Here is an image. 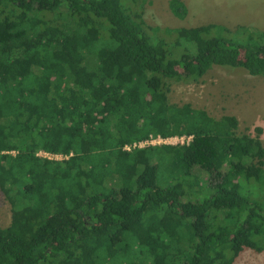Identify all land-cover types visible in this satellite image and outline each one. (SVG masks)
Instances as JSON below:
<instances>
[{
    "label": "trees",
    "instance_id": "16d2710c",
    "mask_svg": "<svg viewBox=\"0 0 264 264\" xmlns=\"http://www.w3.org/2000/svg\"><path fill=\"white\" fill-rule=\"evenodd\" d=\"M129 7L0 0V190L11 203L0 264H235L264 252V129L239 133L234 115L167 98L172 80L197 82L214 65L264 75V30L157 31ZM168 7L187 14L180 0ZM150 135L191 139L133 146Z\"/></svg>",
    "mask_w": 264,
    "mask_h": 264
},
{
    "label": "rangeland",
    "instance_id": "374dc122",
    "mask_svg": "<svg viewBox=\"0 0 264 264\" xmlns=\"http://www.w3.org/2000/svg\"><path fill=\"white\" fill-rule=\"evenodd\" d=\"M187 8L184 18L175 16L168 7L169 0H120L131 12L141 11L147 24L157 31L164 29L188 28L210 23L227 26L218 22L235 18L237 26L264 30V0H180ZM237 9V10H236ZM262 22H253L254 14ZM128 11V10H127ZM258 12V13H257ZM258 14V15H257ZM228 22L227 24H230ZM102 30L100 33H105ZM156 33V32H154ZM169 54L177 57L182 46L173 41L167 43ZM93 58L89 65L92 66ZM170 103L190 104L203 108L211 116L234 115L238 120V132L256 136L255 127L264 129V75H250L243 68L221 67L214 65L206 70L197 82L185 83L172 80L167 92ZM264 146V131L259 134ZM39 155L44 156L42 151ZM11 203L0 190V226H7L11 220ZM235 264H264V252L246 249Z\"/></svg>",
    "mask_w": 264,
    "mask_h": 264
},
{
    "label": "built area",
    "instance_id": "2783aa9c",
    "mask_svg": "<svg viewBox=\"0 0 264 264\" xmlns=\"http://www.w3.org/2000/svg\"><path fill=\"white\" fill-rule=\"evenodd\" d=\"M191 139V136H170V137H162L160 135H150L146 139L139 141L137 143H134L133 146H138V147H144L148 145H156V144H177V143H184L188 142ZM44 153V156L49 157V158H63L62 155L58 154H49V153Z\"/></svg>",
    "mask_w": 264,
    "mask_h": 264
},
{
    "label": "crops",
    "instance_id": "0c3cea01",
    "mask_svg": "<svg viewBox=\"0 0 264 264\" xmlns=\"http://www.w3.org/2000/svg\"><path fill=\"white\" fill-rule=\"evenodd\" d=\"M239 1V0H238ZM237 10V9H236ZM252 10V12H253V14L255 13V11H253V9H251ZM258 13V12H257ZM187 15V14H186ZM258 15V14H257ZM254 17H256V18H254V21L253 22H262L263 20L262 19H260V18H258V16H256L255 14H254ZM218 22H222V23H226V25H229V27H235V26H237L238 25V23H239V21L236 19V17L235 18H230V19H224L223 21H218ZM228 22H231L230 24H227ZM199 26V25H198Z\"/></svg>",
    "mask_w": 264,
    "mask_h": 264
}]
</instances>
